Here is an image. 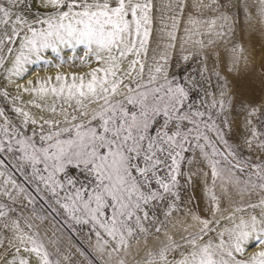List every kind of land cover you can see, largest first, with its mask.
Instances as JSON below:
<instances>
[{
	"label": "snow or ice",
	"instance_id": "6c2138e0",
	"mask_svg": "<svg viewBox=\"0 0 264 264\" xmlns=\"http://www.w3.org/2000/svg\"><path fill=\"white\" fill-rule=\"evenodd\" d=\"M0 264H264V0H0Z\"/></svg>",
	"mask_w": 264,
	"mask_h": 264
},
{
	"label": "rangeland",
	"instance_id": "374dc122",
	"mask_svg": "<svg viewBox=\"0 0 264 264\" xmlns=\"http://www.w3.org/2000/svg\"><path fill=\"white\" fill-rule=\"evenodd\" d=\"M256 94L257 95L261 94V85L259 84V82H257V85H256ZM74 242H76V241H74ZM80 243L82 244L83 241L81 240Z\"/></svg>",
	"mask_w": 264,
	"mask_h": 264
},
{
	"label": "bare ground",
	"instance_id": "6f19581e",
	"mask_svg": "<svg viewBox=\"0 0 264 264\" xmlns=\"http://www.w3.org/2000/svg\"><path fill=\"white\" fill-rule=\"evenodd\" d=\"M40 74H41V75H44L45 73H44V72H41Z\"/></svg>",
	"mask_w": 264,
	"mask_h": 264
}]
</instances>
